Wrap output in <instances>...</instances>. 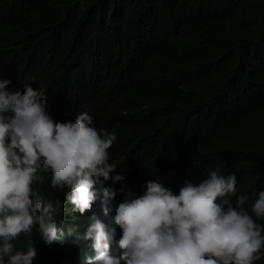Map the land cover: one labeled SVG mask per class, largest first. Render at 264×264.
I'll list each match as a JSON object with an SVG mask.
<instances>
[{"label": "trees", "instance_id": "trees-1", "mask_svg": "<svg viewBox=\"0 0 264 264\" xmlns=\"http://www.w3.org/2000/svg\"><path fill=\"white\" fill-rule=\"evenodd\" d=\"M0 79L10 91L25 83L44 91L57 122L87 112L115 133L111 175L125 177H100L81 214L68 187L53 189L41 173L33 188L65 236L47 246L38 225L21 234L13 243L26 250L33 240V264H85L93 217L119 257L121 187L139 197L159 180L178 195L185 181L199 185L215 169L236 175L229 198L235 206L245 196L250 214L264 191V0H0ZM105 188L117 191L107 214Z\"/></svg>", "mask_w": 264, "mask_h": 264}, {"label": "clouds", "instance_id": "clouds-1", "mask_svg": "<svg viewBox=\"0 0 264 264\" xmlns=\"http://www.w3.org/2000/svg\"><path fill=\"white\" fill-rule=\"evenodd\" d=\"M10 83L0 79V264H33V240L26 250L13 241L37 225L47 246L65 236L52 217L53 205L33 188L44 179L41 173H50L53 189L68 187L73 211L81 214L91 209L100 177H125L111 175L117 170L109 154L115 133L98 129L87 112L74 122H57L46 111L44 91L29 83L10 91ZM236 185L235 174L209 169L199 185L185 181L178 195L159 180L147 181L139 197L121 187L125 196L114 217L122 230L121 255H113L105 225L93 217L84 238L92 241L94 255L85 264H254L264 256V226L253 218H264V191L250 214L242 207L245 196H237L235 206L229 198ZM103 195L107 214L117 191L105 188Z\"/></svg>", "mask_w": 264, "mask_h": 264}]
</instances>
